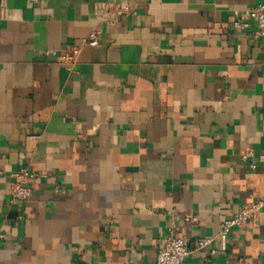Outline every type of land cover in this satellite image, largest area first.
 Returning a JSON list of instances; mask_svg holds the SVG:
<instances>
[{
	"label": "crops",
	"instance_id": "1",
	"mask_svg": "<svg viewBox=\"0 0 264 264\" xmlns=\"http://www.w3.org/2000/svg\"><path fill=\"white\" fill-rule=\"evenodd\" d=\"M112 1L0 0V264H151L169 231L187 264H264V213L210 253L264 195V37L232 27L264 0H118L129 14L99 22Z\"/></svg>",
	"mask_w": 264,
	"mask_h": 264
},
{
	"label": "built area",
	"instance_id": "2",
	"mask_svg": "<svg viewBox=\"0 0 264 264\" xmlns=\"http://www.w3.org/2000/svg\"><path fill=\"white\" fill-rule=\"evenodd\" d=\"M44 0H29L31 3L42 2ZM97 15L99 22L105 24H113L122 16L129 14L128 5H121L118 0H113L110 3L97 4ZM252 24L254 29L252 35L255 39L264 37V2L255 5L254 7L239 11L235 20L232 22V27L236 30H250ZM102 31L99 28H93L78 44H71L58 56V62L64 66H73L79 53L83 47H96L101 37ZM29 138L38 140L40 136L30 135ZM252 158L250 151L241 153V159L246 160ZM250 168L254 170L256 164L252 161ZM16 181L11 184L9 189L8 204L15 206L24 202L31 193L29 186L33 179V174L26 168H21L16 174ZM260 213H264V195L257 196L253 201L241 204L235 213L223 220L219 225V230L214 238L216 241V248L211 249L210 253L215 254L224 252L230 230L234 227H242L253 221ZM213 238H197L193 251L210 248ZM185 238L177 237L173 232L169 231L161 241L157 248L156 258L151 264H187L186 258L190 254Z\"/></svg>",
	"mask_w": 264,
	"mask_h": 264
}]
</instances>
